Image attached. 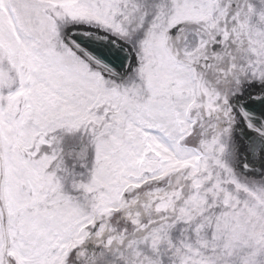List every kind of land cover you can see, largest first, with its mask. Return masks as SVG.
I'll list each match as a JSON object with an SVG mask.
<instances>
[{"label": "snow or ice", "instance_id": "6c2138e0", "mask_svg": "<svg viewBox=\"0 0 264 264\" xmlns=\"http://www.w3.org/2000/svg\"><path fill=\"white\" fill-rule=\"evenodd\" d=\"M242 144L264 0H0V264H264Z\"/></svg>", "mask_w": 264, "mask_h": 264}]
</instances>
